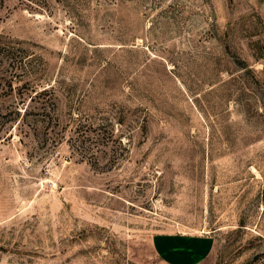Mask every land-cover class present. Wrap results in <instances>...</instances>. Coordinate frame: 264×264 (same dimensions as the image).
Wrapping results in <instances>:
<instances>
[{"label":"rangeland","instance_id":"rangeland-1","mask_svg":"<svg viewBox=\"0 0 264 264\" xmlns=\"http://www.w3.org/2000/svg\"><path fill=\"white\" fill-rule=\"evenodd\" d=\"M0 111V264H264V0H0Z\"/></svg>","mask_w":264,"mask_h":264},{"label":"trees","instance_id":"trees-1","mask_svg":"<svg viewBox=\"0 0 264 264\" xmlns=\"http://www.w3.org/2000/svg\"><path fill=\"white\" fill-rule=\"evenodd\" d=\"M5 53H7L6 54L7 60L5 61V64L6 65H8V66H10L12 68H15V69H18V68H22L23 67V64L21 63L22 62L21 59H17L16 57H15V59H12V57H11L12 55H14V53H19L18 50H16L15 52H13L10 49V50L5 51ZM9 86H11V81H10ZM50 88H52V86L42 88L39 91L38 90H34L33 91V95L30 96V101H33V99H35V98H39L40 95H45L46 93H48V91H49L48 89H50Z\"/></svg>","mask_w":264,"mask_h":264}]
</instances>
